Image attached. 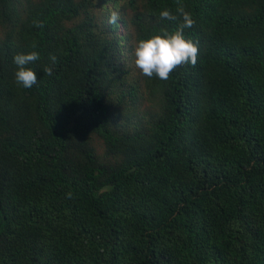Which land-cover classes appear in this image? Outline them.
<instances>
[{"label":"trees","instance_id":"trees-1","mask_svg":"<svg viewBox=\"0 0 264 264\" xmlns=\"http://www.w3.org/2000/svg\"><path fill=\"white\" fill-rule=\"evenodd\" d=\"M181 2L162 81L135 46L176 0H0V264H264V0Z\"/></svg>","mask_w":264,"mask_h":264},{"label":"clouds","instance_id":"clouds-1","mask_svg":"<svg viewBox=\"0 0 264 264\" xmlns=\"http://www.w3.org/2000/svg\"><path fill=\"white\" fill-rule=\"evenodd\" d=\"M175 14L168 8L160 12L161 19L181 20L179 27L174 32H169L168 29L162 28L160 34L154 35L149 39L140 40L135 46V65L141 73L148 78L156 77L162 81L170 79V74L178 67L191 65L195 67L198 60V42L186 38L185 29H191L196 25L191 12L186 10V6L181 0H176ZM118 18V13H113L110 22L114 23ZM35 26L43 28L44 23L34 21ZM35 47V45H33ZM40 59V54L37 51L29 53H18L14 56L13 62L17 66L15 80L18 85L24 88H31L37 83V72L29 65ZM50 59L55 63L57 57L50 56ZM48 76L53 75V68L46 66L43 69ZM67 197H73L72 192L67 193Z\"/></svg>","mask_w":264,"mask_h":264}]
</instances>
